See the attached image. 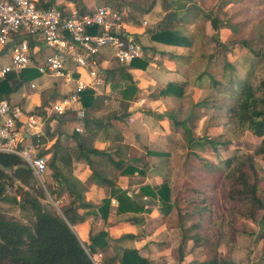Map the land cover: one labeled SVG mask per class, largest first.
<instances>
[{
	"label": "trees",
	"instance_id": "1",
	"mask_svg": "<svg viewBox=\"0 0 264 264\" xmlns=\"http://www.w3.org/2000/svg\"><path fill=\"white\" fill-rule=\"evenodd\" d=\"M38 5L49 7L51 3H39ZM162 7L167 13L156 24L159 26L147 31L150 39L168 45L187 43V37L180 29L174 27V23L188 20L189 16L184 11L183 5L162 0ZM80 12L83 13V11ZM209 18L212 27L217 28L218 20L215 17ZM14 36L17 37L18 35L15 34ZM35 44V41L30 40V46ZM249 44V41L242 40L244 47L260 56V51L253 49ZM115 62L110 69L103 72L104 84H109L112 89H115L116 84H118L114 83L117 74L122 79L132 82L133 78L126 68L144 69L148 61L145 58H135L126 65L120 64L116 60ZM234 69V66L227 62L224 68L226 71L221 77L206 70L200 73L195 82L198 86L207 85L210 92L194 106H214L220 102L225 106L226 111L217 117H220L221 121L227 124L234 123L240 129L249 130L253 135L260 137L261 140L256 153L264 154V97L257 94V88L251 81L250 71L245 77L240 78ZM38 75L39 73L34 67H28L17 73L10 72L3 80H0V99H8V95L15 88L20 87L22 82ZM186 85L187 81L185 80L169 81L158 90L154 97L180 96ZM137 90L135 86L129 83L128 85L122 84L120 92L123 98H130L131 93ZM78 94L81 104L86 110L96 103L97 96L94 95L93 89L84 88L78 90ZM151 114L154 113L151 112ZM196 114L192 109L181 120L170 116L174 129L182 133L184 144L187 147L181 167V174L185 179L176 194V198L181 197L185 204L184 214L191 217L189 225L182 229V242L183 240H191L194 247L208 248L212 251L213 254L210 259L198 261L195 264H234L228 252L221 253L220 251V246L228 243L225 217L221 215L218 219L212 218L208 222L209 226L216 227L211 235L202 234L200 227L206 216L213 212L211 195L220 183L222 176L230 179L225 196L231 201L246 202L250 205L244 213L246 217L253 219L257 210H264V203L259 191L257 163L252 155L236 156L232 154L229 157H223L219 146L228 145L231 141L222 140L220 138L222 134L204 135L196 138L192 125ZM126 115L128 113L123 112L121 115L113 114L108 118L124 120ZM158 116L164 117L163 115ZM98 119H86V130L91 132V128H96V133L102 129L105 132L107 123L103 124ZM215 122H219V120L217 119ZM75 140L76 144L72 147H63L59 141H55L49 150L39 151V155H44L47 152L51 154L48 166L51 171L50 178L55 182V185L47 188L37 184V178L31 168L20 156L0 152V202L9 201L19 210L31 213V219L21 221L14 215L5 213L0 207V264H94L89 254L97 252L98 249L104 254V264H115L116 261L119 262L118 264H152L145 257H142L137 249L121 248L116 244L124 238L133 237L131 234L112 239L107 231L102 230L91 234L89 242L85 243L80 241L74 233L71 226L82 221L84 217L76 213L77 201L82 204L81 194L77 189L75 179L71 175L70 156L66 152L69 150L73 155L84 157L91 167L89 154L93 153L103 156L115 165L119 174L124 175L134 171V167L124 160L114 161L104 148L94 147L93 139L89 142L83 136L75 135ZM148 152L164 156V160L169 156L166 151L149 150ZM210 152L216 157V161L207 157V153ZM91 170L90 179L100 177L102 183L111 187V196L118 199V213L145 210L139 202L131 199L126 190L119 187L112 178L108 179L106 175ZM172 174L171 168L166 166L162 175V183L156 185L155 191L152 193L154 197L159 198L160 205L164 209L170 206L167 203L170 196L168 194L165 197V193H169ZM7 187L13 188L17 194L8 195ZM64 192L73 199L66 206L60 208L61 214L44 204L43 201L48 199V195L55 201L57 196ZM109 204L110 198L104 199L100 207L101 210H106ZM127 220L138 223L142 219L138 216H131ZM181 244L178 246L179 258L177 260L179 263L183 259ZM110 246L112 247L111 253L108 250ZM119 247L121 250L118 252Z\"/></svg>",
	"mask_w": 264,
	"mask_h": 264
},
{
	"label": "rangeland",
	"instance_id": "2",
	"mask_svg": "<svg viewBox=\"0 0 264 264\" xmlns=\"http://www.w3.org/2000/svg\"><path fill=\"white\" fill-rule=\"evenodd\" d=\"M100 2L118 5L126 12V24L141 26L136 32L138 41L146 49V53L152 55L153 61L164 63L170 58L174 63V72H162V75L169 76V79H183L187 81L182 95L166 96L154 100L161 86L147 83L143 84L145 90L138 86L142 82V75L133 77V81L124 80L117 74L114 83L115 89L109 85H104L97 89H93L94 95L97 96L99 108L109 113L118 111H126L128 105L136 107V111L141 109H152L154 113L164 116L166 131L160 130L158 125L159 119H154L150 115L151 127L161 131L153 133L152 141H156L157 148H164L169 153L165 164L171 168L173 174L170 177V186L172 179L175 177H184L181 174L182 162L187 152L184 144V138L180 131L174 129L173 122L170 118L176 117L177 120L184 119L193 109L196 117L192 121L193 132L196 138L204 135L214 136L222 134V140H230L228 145L219 146L221 155L229 157V155H252L257 163L259 176V191L264 203V154H257V148L260 144V137L253 135L249 130L240 129L234 123L227 124L221 121L220 115L225 112L226 108L220 102L214 106H194L204 96L209 95L210 89L207 85L198 86L195 82L196 77L203 71H209L219 77L226 71L224 70L226 63L229 62L234 66V72L240 78H243L250 71L251 81L257 88V94L264 97V0H178V5H183L184 11L188 13V20L174 23V27L180 29L187 37V43L177 46H149V34L147 31L156 25L159 20L167 13L163 10L162 0H100ZM153 3V4H152ZM152 5V6H151ZM210 15V16H209ZM209 17H215L218 20V27H212ZM143 20L146 24H143ZM140 31V33H139ZM146 34V35H145ZM147 36V37H146ZM242 40L249 41V45L253 49L260 51V56L250 52L248 48L242 45ZM107 52V49H101ZM49 51L46 44L41 41L39 44L37 60L43 59ZM111 55V51L107 55ZM11 55V49L6 54L0 55V63H6ZM116 63L115 61H112ZM148 64V63H147ZM97 74H101L103 69L101 65L94 62ZM165 68V66H164ZM156 71V70H155ZM157 72V71H156ZM151 71L145 70L143 75L148 77L152 75ZM175 75V77H174ZM50 78L48 75H41L26 80L20 85L21 90H30V82L36 87L39 86L41 79ZM54 79V78H53ZM131 83L138 90L131 93L130 98H123L120 92L122 84ZM147 87V88H146ZM110 89V90H109ZM138 102L139 105L135 104ZM137 105V106H136ZM85 109V108H84ZM99 109V110H100ZM98 112V111H97ZM203 113V114H202ZM219 122H215L216 120ZM71 128H69L70 130ZM26 144V143H25ZM139 144L142 145L141 142ZM36 153L39 154L37 150ZM166 157V156H165ZM207 157L216 161V157L210 152ZM47 171L41 177L43 184L36 179L37 184L42 187H51L53 184L50 175L51 171L48 166ZM164 170V169H163ZM230 179L221 177L220 183L211 195L213 203V212L207 215L200 227L201 233L211 235L215 226H209L208 222L214 218L218 219L221 215L225 217L226 232L228 236L227 244L220 246L221 253L228 252L234 264H256L264 262V210H257L255 217L249 219L244 213L249 209L248 203L229 200L225 195L228 189ZM8 195L17 194L13 188L7 187ZM44 204L61 214V210L55 201L48 195ZM1 209L7 213L14 215L21 221L31 219V213L19 210L9 201L0 202ZM182 219L189 222L191 217L181 214ZM189 223L187 224V226ZM186 226V227H187ZM196 231V230H195ZM186 240L181 251L183 257L182 264H195V262L208 260L212 257V251L208 248L194 247L191 241V248H187ZM174 259L177 263L179 251L177 248L173 252ZM160 264H163L160 262ZM178 264V263H177Z\"/></svg>",
	"mask_w": 264,
	"mask_h": 264
},
{
	"label": "crops",
	"instance_id": "3",
	"mask_svg": "<svg viewBox=\"0 0 264 264\" xmlns=\"http://www.w3.org/2000/svg\"><path fill=\"white\" fill-rule=\"evenodd\" d=\"M35 1L37 4L51 3V6H58L68 11L76 9L79 12H88L99 4H109L104 2L101 3L100 0ZM114 7L121 8L118 5ZM128 28L133 32H138L142 27L130 24ZM148 40L147 45L149 46H161L162 48L166 46H173L174 48V46H177L156 42L151 40L150 37ZM36 44L38 54L40 42H36ZM144 50L146 53L145 48ZM108 51L107 49V52ZM107 52L100 50L95 56V62L99 63L103 69L101 70V74L98 75L101 79V83L95 85L94 88L91 89L103 87V72L106 69H110L114 64L112 61H115V59L112 55H107ZM144 58L148 61L144 69L126 68L132 78L142 75V82H139L138 86H141L143 91L145 88L142 83L146 84L148 82L161 86L160 88H162L169 81L183 80L179 78L169 79V76H165V74L162 75V72L158 71L163 70L175 73L173 70L174 62L170 58L164 65L153 61L150 53H146ZM67 66L73 67V63L69 61L67 62ZM145 70L151 71L153 74L146 77V75H143ZM73 75L75 77L80 75L86 82L91 80L89 74L83 69L74 72ZM49 77L50 78L41 79L38 87H36V85L34 87L29 85L30 90H21L20 87L15 88L14 91L8 95V99H6L20 106L23 113L36 114L41 117V125L33 127L27 133L25 143L31 144L36 151H46L50 149L55 141H59L60 145L63 147H72L76 144L75 135H81L86 141L90 142L91 139H93V146L100 149L104 148L114 161L121 159L134 167V171L123 175L119 174L115 169V165L103 156L90 153L91 167L84 157L73 155L69 150L66 152V154L70 156L71 175L75 179L77 189L81 194L82 204L77 201L76 213L84 217L82 221H78L75 225L71 226L74 233L80 241L85 243L89 242L91 234L102 230L107 231L112 239H117L125 234H131L133 237L124 238L116 244L121 246V248L137 249L139 254L152 262V264H160V262L163 264H182L183 259L180 263L176 259V263L173 256L174 250L176 248L178 250V246L182 242V229L186 228L189 223L188 220L182 219L183 217H181V214H184L186 210L185 204L181 200V197L176 198V194L183 184L182 177L173 178L169 193H165V197H167L168 194L170 196L169 200H167L170 206L164 209L160 205L161 202L159 198L152 195L155 191L154 187L160 185L163 181L162 175L166 166L165 162L162 161L164 160V156L154 155L148 152L149 150L165 151L162 150L164 148H157L159 147L157 142L152 141L153 133L157 134L156 132L161 133V131L151 127L148 116L150 115L154 119H159L158 125L160 130L164 129L166 131L167 127L165 126L166 120L164 117L160 118L158 116L160 114L154 113V111L149 108L141 109L140 112L135 113L136 107L128 105L126 111H124L128 113V115L124 116V120H118L117 118L109 119V116L113 114L121 115L123 111L116 110L115 113H109L107 109L102 111L99 108L100 102L98 99L91 108L88 110L85 109L83 117H76L73 111H67L60 115L55 114V112L52 111L53 104L68 94L69 91L73 89L74 83L72 81L64 82L61 78L53 76ZM31 83L33 82H30V84ZM159 98L153 97L155 101ZM135 104L139 105L137 101ZM151 112L154 114H151ZM91 118H99L98 120L103 124L107 123V130L104 132L102 129L98 133L95 132L97 131L96 128H91V132L86 130L85 121ZM69 128L71 129L69 130ZM139 142H141L142 145L139 144ZM50 155L51 154L47 152L43 156L48 160ZM91 169L106 175L108 179L112 178L119 187L126 190L131 199H135L139 202L145 210L118 213V199L115 196H111V187L102 183L100 177L90 179L92 173ZM49 183L55 185L53 181H49ZM106 198H110V204L106 210L102 211L100 207L103 204V200ZM72 199V197L64 192L57 196L55 202L59 208H61L62 206H66ZM131 216H138L142 220L138 223L128 221L127 218ZM184 241L185 240H183L181 244V251ZM186 241L187 248H191V240ZM121 248H118V252ZM99 250L100 249H98V251ZM108 250L109 253H111L112 247L110 246ZM118 263L119 262L116 261L115 264ZM260 263L264 264V262Z\"/></svg>",
	"mask_w": 264,
	"mask_h": 264
},
{
	"label": "built area",
	"instance_id": "4",
	"mask_svg": "<svg viewBox=\"0 0 264 264\" xmlns=\"http://www.w3.org/2000/svg\"><path fill=\"white\" fill-rule=\"evenodd\" d=\"M126 16L123 9L109 4H99L81 13L58 6L41 7L35 0H0V49L12 42L8 47L9 60L0 63V80L10 72L34 67L41 75L72 81L73 89L53 104L52 111L58 115L73 111L76 117H83L85 109L78 90L101 83L94 67L95 56L101 49L111 51L112 57L123 65L146 56L138 34L128 28ZM142 22L146 24L145 20ZM30 40L43 41L50 52L38 61L37 44L30 46ZM69 61L73 67L67 66ZM80 69L89 74V82L73 75ZM40 125V116L25 114L20 106L0 99V152L20 156L43 184L41 177L47 171V158L36 153L31 144H25L27 133ZM89 256L94 264H104L101 251Z\"/></svg>",
	"mask_w": 264,
	"mask_h": 264
},
{
	"label": "water",
	"instance_id": "5",
	"mask_svg": "<svg viewBox=\"0 0 264 264\" xmlns=\"http://www.w3.org/2000/svg\"><path fill=\"white\" fill-rule=\"evenodd\" d=\"M170 2H176L178 0H167ZM12 44V42L7 43L2 50H0V55L6 54L8 47Z\"/></svg>",
	"mask_w": 264,
	"mask_h": 264
}]
</instances>
